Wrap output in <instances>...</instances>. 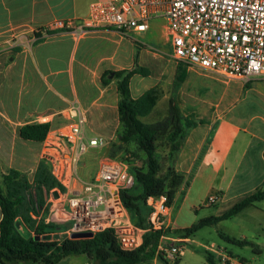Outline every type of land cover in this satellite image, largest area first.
<instances>
[{
    "label": "crops",
    "instance_id": "crops-1",
    "mask_svg": "<svg viewBox=\"0 0 264 264\" xmlns=\"http://www.w3.org/2000/svg\"><path fill=\"white\" fill-rule=\"evenodd\" d=\"M92 2L93 0H0V169L3 173L14 169L25 174L28 181L29 176L33 177L42 160V142L22 140L19 137V129L28 123L48 122L50 131H54L67 121L58 111L62 109L64 103L67 102L69 106L68 103L74 99L77 102L80 98L84 109L81 111L86 117L85 134L88 135L86 137L102 139V146L105 148L109 146L110 141L115 140L119 124L113 73L109 75V82L106 85H102L101 76L104 72L110 71L107 69L101 73L99 81L76 82L73 78V67H76L77 63L78 42L72 33L55 31L44 40L34 42V30L57 20L78 21L87 15ZM87 34L119 35L107 29L91 30ZM143 50L149 53V50L145 48ZM134 55L135 50L132 53L133 65ZM102 60L107 65L122 64L126 56L117 50L114 57L101 56L97 61ZM132 67H122L110 72ZM186 71L188 76L190 71ZM149 81H152L151 85H148ZM232 82L236 93L227 99L225 87L224 93L214 101L211 115L203 119L194 113L189 114L193 115L195 120L202 119L201 123L187 132L172 162L174 169L184 176L185 182L169 206L167 230L170 234L164 237L162 244L167 247L173 245L181 247L175 260L176 264H193L192 259L200 254L196 247L201 246L204 240L198 233L200 229L185 239L179 238L173 231L188 228L204 219L217 217L245 196L264 188V116L250 114L248 109L246 112L244 109L239 110L241 99L237 98L240 91L262 93L264 81L243 83L229 80L224 84L228 86ZM157 83L158 77L152 80L150 72L146 77L133 75L129 80L131 98H139L147 90L156 87ZM88 168L90 169L87 171L89 176L87 179L95 174L92 167ZM211 194L219 197L217 201L219 203L202 207L201 204ZM263 202H257L240 213L250 208L264 213V206L261 205ZM217 204L223 206L216 214H203V210L200 211ZM189 211L192 212V219L186 223L183 214ZM237 215L210 226L220 230L221 224L228 221L230 223L226 225L227 230L218 232L221 240L225 241L223 237H229L259 246L260 242L264 241V229L260 233H250L242 225L231 221ZM45 220L56 224L65 223L66 216L62 210L56 209L52 214H48ZM186 245L191 248L184 253L187 252L191 259L185 257L184 253L180 254ZM217 245L213 240L210 247L216 246L232 258L250 264L246 258L233 256L224 247ZM211 252L204 248L202 254L205 264H208L205 260L206 253L210 254L215 264H218L217 254ZM256 253L260 254L261 251L258 249ZM57 264L94 263L84 256H68ZM139 264L162 263L154 258Z\"/></svg>",
    "mask_w": 264,
    "mask_h": 264
},
{
    "label": "built area",
    "instance_id": "built-area-1",
    "mask_svg": "<svg viewBox=\"0 0 264 264\" xmlns=\"http://www.w3.org/2000/svg\"><path fill=\"white\" fill-rule=\"evenodd\" d=\"M154 19L163 22L169 44L168 53L158 52L186 70L243 83L264 78V0H94L84 18L54 21L34 30L33 36L107 29L133 38L146 32ZM66 111L68 123L49 131L42 141L41 158L55 181L47 197L48 214L56 209L65 213L66 222H71L66 237L74 233L94 235L109 228L120 250L134 251L140 247L145 230L131 223L120 201V192L132 187L133 177L124 163L101 157L93 177L81 178L77 172L79 158L102 146L103 140L86 137V117L77 102ZM218 200L211 194L201 206H211ZM146 205L150 209L149 229L166 231L170 207L165 198L149 197ZM163 239L161 236L155 257L173 264L181 247H167ZM210 248L218 256V264H246L216 246Z\"/></svg>",
    "mask_w": 264,
    "mask_h": 264
},
{
    "label": "trees",
    "instance_id": "trees-1",
    "mask_svg": "<svg viewBox=\"0 0 264 264\" xmlns=\"http://www.w3.org/2000/svg\"><path fill=\"white\" fill-rule=\"evenodd\" d=\"M49 36L52 33H48ZM40 42L44 38L34 35ZM137 51L134 55V65L131 69L116 72H104L101 76L102 85L109 82L113 73L117 92L118 130L114 143L108 148L95 151L98 159L108 157L117 159V152L126 155L128 171L133 177V185L120 192V201L128 214L129 220L135 226L144 229L139 248L131 252L120 250L112 229H104L90 238L74 239L62 236L59 240H41L44 235H55L56 223L46 221L48 216L47 197L55 186V181L41 160L35 170L32 181L25 174L9 169H0V264H57L68 256H84L94 264H139L156 258L157 246L161 236L170 234L153 231L148 227L150 209L146 205L149 197H164L170 206L176 193L182 186L184 176L172 166L187 132L201 123L192 115L183 116L180 110L169 101L168 115L153 123L142 122L149 116L159 99L157 87L144 92L139 98L132 99L129 91V80L133 75L146 77L149 72L137 65ZM187 71L177 64L173 87L178 88L184 83ZM50 131V124L28 123L19 129V137L25 141L41 143ZM161 150V151H159ZM142 155V165L134 166L131 162ZM164 157L166 167L163 166ZM120 162V161H119ZM122 163V162H121ZM264 201V188L245 196L223 214L199 221L188 228L173 231L179 238H188L204 226L214 225L227 220L257 202ZM41 214V217L39 216ZM36 218H39L36 220ZM20 219V220H19ZM22 227L20 230L18 225ZM26 228L28 236L21 231ZM223 239L239 247L257 246L245 240L229 237ZM157 259L162 264H168L161 256ZM208 264H215L210 254H205ZM177 261L174 262L176 264Z\"/></svg>",
    "mask_w": 264,
    "mask_h": 264
},
{
    "label": "rangeland",
    "instance_id": "rangeland-1",
    "mask_svg": "<svg viewBox=\"0 0 264 264\" xmlns=\"http://www.w3.org/2000/svg\"><path fill=\"white\" fill-rule=\"evenodd\" d=\"M162 24L163 22L161 20L154 19L150 22V27L147 32L141 33L137 35L138 37L133 38L121 37L120 35L116 34L73 33L72 35L75 41L78 42V55L76 58L77 63H75L76 67H73V78L76 82L79 83H92L93 81H99L101 73L106 69L114 71L121 69L122 67L130 68L131 66H133L132 53L135 50L137 51V64L150 72L152 80H154L155 77H158V83L156 84L159 94L158 104L149 116L141 119L142 122L153 123L165 118L169 112V100L173 101L174 105L180 110L183 116L194 113L198 117L204 119L207 116L211 115L214 110V101L218 100V97L224 93L225 87L227 99L233 97V95L236 93L234 91V83L232 82L230 85L225 86L224 82L228 80L224 81L210 74L195 70H189L190 72L186 77L184 83L181 84L178 88L174 89L173 81L175 67L178 63L168 58L164 54L158 52L161 50L167 53L169 52V44L165 40L166 38L162 29ZM142 47L146 50H149V53L144 51ZM117 50L120 51V54L123 52L126 56V60L122 64H117L115 62L116 64L107 65L105 64V62H103V60L101 62L97 61L101 56L109 58H111L112 56L114 57L117 53ZM153 53L157 55L153 56ZM250 81H264V78L254 79ZM151 83L152 81H149L148 85H151ZM237 98L241 99V108H239V110L244 109L246 112V110L248 109V112L250 114L264 116V91H262V93L260 94L240 91L238 92ZM74 100L69 102L68 104L76 102ZM77 104L79 105L81 110H84L82 108L80 98H78ZM68 107L69 106H67V102L64 103L62 109H60L58 113H61V115H65L67 113L66 110L68 109ZM66 123H68V121L62 123L61 126ZM86 136L88 135L86 134ZM114 141H110V144L114 143ZM104 142L106 143V141ZM103 148H105V146H99L91 151L88 150L79 158L77 163V172L81 178L87 179L89 177L87 174V171H89L90 169L88 168L89 166L92 167V171H96L98 163L97 156L99 155H96L95 151ZM121 156L122 153L117 152L116 160L124 163L128 167V162H124V159L127 156L124 155L123 159ZM142 159V155H139V157L133 160L131 163L134 166H141ZM42 160L44 161L49 171L47 162L44 159ZM161 162L163 163V166L166 167L164 157L162 158ZM32 179V175L29 176L30 182L32 181ZM261 205L264 206V202L261 203ZM222 206V204H217L216 206H212L210 208L200 209V211L203 210V214L213 215L216 214L218 209ZM39 216L41 217V214ZM183 217L184 222L188 223L192 219V212L189 211L187 213H184ZM38 219L39 218H36V220ZM231 221L233 223L236 222L237 224L242 225L250 233H260L262 229H264V213L261 210H256L253 208H250L238 214L236 218ZM228 223L230 222L227 221L221 224V226L219 227L220 230L226 231V225ZM56 225L57 233L63 234L71 228V222L68 220L65 223H59ZM220 230L216 229L215 226H207L198 231L199 235L203 238L204 241L202 242L201 246L196 247V250L200 254L197 255L196 258L192 259L194 261L193 264H205L202 253L204 251V248H207V252L212 253L210 245L211 241L213 240L216 242V244H218L217 246L224 247L226 251L231 252L233 256L246 258L247 260H249L250 264H264V241H261L260 245L257 246V248L261 251V253L258 254L255 252L254 247H239L221 240L218 237V232H220ZM21 234L23 236H28L29 231L24 228V230L21 231ZM189 248H191V246H184L180 251V254L182 255L184 251H187V249ZM184 255L185 257H189V259H191L187 252L184 253Z\"/></svg>",
    "mask_w": 264,
    "mask_h": 264
},
{
    "label": "water",
    "instance_id": "water-1",
    "mask_svg": "<svg viewBox=\"0 0 264 264\" xmlns=\"http://www.w3.org/2000/svg\"><path fill=\"white\" fill-rule=\"evenodd\" d=\"M16 225H18L19 229H21V226H19L18 223H16ZM92 237L91 233H74L71 235L70 238H74V239H86V238H90ZM61 238L60 234H55V235H44L41 237V240H50V239H54V240H59Z\"/></svg>",
    "mask_w": 264,
    "mask_h": 264
}]
</instances>
